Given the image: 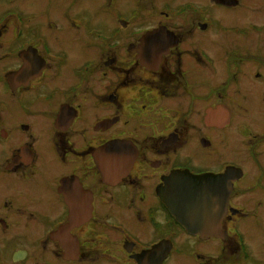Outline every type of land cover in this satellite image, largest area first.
Instances as JSON below:
<instances>
[{"label": "flooded vegetation", "instance_id": "flooded-vegetation-1", "mask_svg": "<svg viewBox=\"0 0 264 264\" xmlns=\"http://www.w3.org/2000/svg\"><path fill=\"white\" fill-rule=\"evenodd\" d=\"M0 264H264V0H0Z\"/></svg>", "mask_w": 264, "mask_h": 264}, {"label": "water", "instance_id": "water-1", "mask_svg": "<svg viewBox=\"0 0 264 264\" xmlns=\"http://www.w3.org/2000/svg\"><path fill=\"white\" fill-rule=\"evenodd\" d=\"M197 176H193L191 179L192 180H188L187 182L184 183V185L186 186H180L178 190L184 191V192H180L181 194H183L184 196L182 198H180V201H177L178 199H172V204L174 205V212L175 214L178 216L179 219L187 217L188 218V223L193 226L194 228H196L195 225H192V220L193 217L196 215V207L198 206V201L200 199V195L198 193V187H196V178ZM180 203L183 205L187 206V210H181L180 208ZM198 230L200 231H205V230H209V229H205V228H198Z\"/></svg>", "mask_w": 264, "mask_h": 264}, {"label": "rangeland", "instance_id": "rangeland-1", "mask_svg": "<svg viewBox=\"0 0 264 264\" xmlns=\"http://www.w3.org/2000/svg\"><path fill=\"white\" fill-rule=\"evenodd\" d=\"M245 16H246V15H245ZM245 16H244V17H245ZM244 17H243V19H244ZM67 44H68V46H70L69 43H67ZM257 115L261 117V114H260V113H257Z\"/></svg>", "mask_w": 264, "mask_h": 264}]
</instances>
